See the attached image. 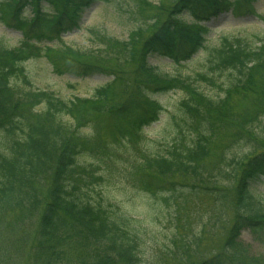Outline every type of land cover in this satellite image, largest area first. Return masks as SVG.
<instances>
[{"label": "trees", "instance_id": "16d2710c", "mask_svg": "<svg viewBox=\"0 0 264 264\" xmlns=\"http://www.w3.org/2000/svg\"><path fill=\"white\" fill-rule=\"evenodd\" d=\"M93 1L0 0V22L21 33L0 37V264H254L240 236L264 231V38L212 44L199 22L253 0H168L152 32L141 22L124 42L93 30L136 84L67 45L53 53ZM34 56L110 79L90 97L27 87Z\"/></svg>", "mask_w": 264, "mask_h": 264}, {"label": "rangeland", "instance_id": "374dc122", "mask_svg": "<svg viewBox=\"0 0 264 264\" xmlns=\"http://www.w3.org/2000/svg\"><path fill=\"white\" fill-rule=\"evenodd\" d=\"M144 9H139L138 0H95L87 6L82 15L80 28L64 34L63 39L52 47L54 54H61L60 48L69 46L77 52L73 59L91 62L99 66L113 67L121 74L129 76L134 84L141 78L136 76L135 65L121 64L115 60V56L110 55L106 50L100 51L103 44L99 42L93 30H99L107 34L110 38L119 42L128 41L130 33L138 24H143L148 29V34L152 32L157 19L151 15L160 5L165 6L168 0H139ZM148 2V3H147ZM253 8L245 7L240 13H234L232 7L221 10L217 14H211L207 19H201L199 22L210 28L207 34L208 40L212 43H218L223 35H241L250 36L252 40L264 38V0H253ZM165 7H170L167 4ZM136 18L138 20H136ZM189 25L191 23L186 20ZM21 33L13 28L7 27L0 22V37L7 40L9 44H18ZM57 47V48H56ZM205 53L200 50L187 64H182V70L187 71L204 59ZM194 59V61H192ZM197 59V60H195ZM149 63L161 68L164 72L172 73L173 66L170 61L160 56H150ZM28 73L29 84L27 87L47 88L63 97H73L75 95L90 97L93 96L97 87L107 82L110 77L104 72L87 77H78L73 74H56L46 57H30L25 63ZM111 76V75H110ZM180 98L179 93L170 92L161 97L163 101L169 102V109L172 104ZM162 121L153 123L149 129L155 136L163 131L166 122V114L162 116ZM259 206L264 212V185L258 187ZM117 196L120 194L116 193ZM243 245L246 249V255L251 256L254 264H264V231L259 236L252 235L248 231L241 234Z\"/></svg>", "mask_w": 264, "mask_h": 264}]
</instances>
